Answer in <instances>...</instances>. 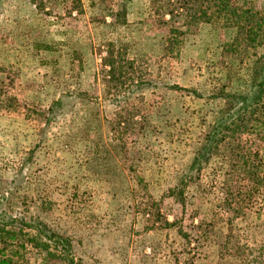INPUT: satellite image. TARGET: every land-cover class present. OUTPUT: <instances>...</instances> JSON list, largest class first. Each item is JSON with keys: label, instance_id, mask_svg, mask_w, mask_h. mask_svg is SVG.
Listing matches in <instances>:
<instances>
[{"label": "rangeland", "instance_id": "374dc122", "mask_svg": "<svg viewBox=\"0 0 264 264\" xmlns=\"http://www.w3.org/2000/svg\"><path fill=\"white\" fill-rule=\"evenodd\" d=\"M234 1L263 14L264 0ZM159 2L0 0V211L18 221L0 228L8 264H264V125L237 129L181 185L264 47L240 61L224 19L164 26ZM111 45L123 57L108 77Z\"/></svg>", "mask_w": 264, "mask_h": 264}, {"label": "trees", "instance_id": "16d2710c", "mask_svg": "<svg viewBox=\"0 0 264 264\" xmlns=\"http://www.w3.org/2000/svg\"><path fill=\"white\" fill-rule=\"evenodd\" d=\"M156 0L161 3V23L164 26L181 25V28L189 30L200 22L207 23L220 22L225 20V26L236 30L234 40L226 46L227 51H231L238 59L253 56L259 48L264 47V10L253 12L251 8L239 6L234 0ZM169 17V20H166ZM175 30V34L183 33L179 29ZM179 32H178V31ZM172 39V38H171ZM173 40V39H172ZM170 46H167V51ZM123 57L121 51L116 49L115 45H111L108 56L103 58V72L110 77L117 67L119 59ZM110 69V71H108ZM113 76V75H112ZM110 79V78H108ZM110 82V80H108ZM225 106L221 110L216 122L211 126L207 135L196 152L191 166L189 167V175L181 181V185L185 181L193 180L197 174H200L206 166L210 164L212 159L218 155L220 146L230 138L239 128L261 127L264 125V58L257 59L253 69V77L251 88L248 94H229L225 98ZM186 183V182H185ZM187 184V183H186ZM172 195L179 202L185 205L183 189H174ZM4 212V211H3ZM0 211V228L15 227L18 221L10 218V222H6L5 213ZM178 221L173 223L164 220L162 228H174L178 225ZM22 229L25 227L34 229L33 224H21ZM37 234L51 239H58L55 247L62 245L63 252H71L69 240L56 236L55 234L48 236V228L42 223L38 224ZM182 231V230H181ZM4 232V230H3ZM5 233V232H4ZM11 234L12 232H7ZM12 238V239H11ZM11 240L15 239L11 236ZM46 238V239H47ZM23 244L18 245V248ZM7 248L0 250V264H8V260L4 259ZM4 257V258H3ZM68 264H76L72 259Z\"/></svg>", "mask_w": 264, "mask_h": 264}]
</instances>
